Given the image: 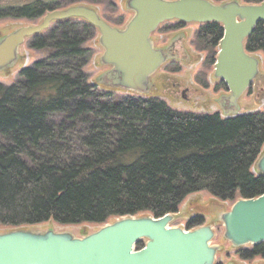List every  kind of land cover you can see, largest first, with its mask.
Listing matches in <instances>:
<instances>
[{
	"label": "trees",
	"instance_id": "trees-1",
	"mask_svg": "<svg viewBox=\"0 0 264 264\" xmlns=\"http://www.w3.org/2000/svg\"><path fill=\"white\" fill-rule=\"evenodd\" d=\"M62 8L21 1L0 8V20L34 21ZM216 29L209 28L210 42L223 33ZM95 32L82 19L57 22L31 39L45 58L13 85L0 84V227L100 226L125 216L178 214L201 191L224 201L264 194V177L253 171L264 147V112L223 118L103 91L85 70L92 51L84 44ZM245 47L264 54L263 24ZM204 223L194 217L188 228ZM239 256L264 258V244Z\"/></svg>",
	"mask_w": 264,
	"mask_h": 264
},
{
	"label": "water",
	"instance_id": "water-1",
	"mask_svg": "<svg viewBox=\"0 0 264 264\" xmlns=\"http://www.w3.org/2000/svg\"><path fill=\"white\" fill-rule=\"evenodd\" d=\"M134 12L123 27L111 25L97 10L75 5L46 13L40 24L23 26L0 38V71L17 64L19 50L29 38L47 31L54 22L82 19L96 28L104 53L102 82L107 86L145 94L151 77L167 58L155 49L151 37L165 22L218 23L223 38L215 65V77L226 83L230 96L224 101L229 113L259 77V59L245 48L257 26H264V3L238 0H128ZM264 177V150L257 161ZM168 214L125 216L76 237L68 231L12 229L0 232V264H217L221 251L214 245L215 227H171ZM224 239L234 248L264 244V194L240 199L221 216ZM144 247L137 249L139 243Z\"/></svg>",
	"mask_w": 264,
	"mask_h": 264
},
{
	"label": "rangeland",
	"instance_id": "rangeland-1",
	"mask_svg": "<svg viewBox=\"0 0 264 264\" xmlns=\"http://www.w3.org/2000/svg\"><path fill=\"white\" fill-rule=\"evenodd\" d=\"M21 1L31 2L33 0H0V8H9L17 6ZM51 3L53 7L68 8L74 5H86L94 8L98 11L100 16L108 21L115 27L123 28L134 16V12L127 7L128 0H103L101 3H93L91 0H44ZM53 1V2H50ZM221 1V0H215ZM244 3V0H238ZM1 10V9H0ZM43 21V17L37 20L31 21L28 19H14L4 18L0 20V38L12 33L13 31L23 27L34 24H40ZM74 23H76L74 21ZM167 24V23H166ZM162 25L158 29V34L155 35V40L158 35L163 32L162 29L166 25ZM191 25V24H190ZM168 27V25H166ZM188 26V25H187ZM198 25L193 29L185 30L189 31L185 37L191 47L197 50V46L200 47L198 40ZM54 28V26H53ZM184 31V32H185ZM157 33V32H156ZM186 33V32H185ZM169 37V35H168ZM163 40H161L162 42ZM182 41V40H181ZM191 42V43H190ZM201 43V42H200ZM32 41L27 42L19 50V60L17 64L8 70L0 71V84L4 86H11L20 79L21 72L24 69L32 67L36 62L42 60L47 55L45 50L32 48ZM177 44H180L177 43ZM203 45V43H201ZM197 45V46H196ZM84 47L92 51L90 61L86 67L89 82L91 84H97V86L106 91H111L112 87L107 86L102 82V76L107 66L102 63V55L104 50L100 45V34L96 30L94 36L88 38L84 44ZM187 50L193 52L194 61H187L180 64H171L160 70V73H169L165 80L168 81L166 88L162 87L161 78L157 75L151 77L150 89L148 91L149 97H156L163 100L175 110L195 112V113H207L212 114L219 112L223 117L246 115L252 113L264 112V54L262 51L255 53L254 55L259 57V77L254 83L249 92L245 93L239 100L237 108L229 113L224 109V100L217 102V98L220 92V87L213 79L214 65L211 63H204L205 55H201L200 50L196 51L192 47ZM213 54L217 53V48L210 51ZM187 53L181 52V57L186 59ZM164 74V73H163ZM179 88H174L173 85H179ZM178 87V86H177ZM188 87L190 91H185V98L182 96V89ZM173 88V89H172ZM113 91V94L118 97H129L128 92L117 89ZM119 90V91H118ZM224 89L221 88V91ZM165 91V92H164ZM146 97V96H145ZM256 172V169H254ZM235 201H224L207 191L197 192L189 196L180 207L179 213L175 216L174 221L171 223V227L188 228L189 221L194 217H203L206 224H211L215 227L216 237L213 241L214 245L220 246L221 251L217 258V264H264V258L256 257L252 260H243L239 256V252L235 250L224 239V228L221 223L222 214L229 210ZM54 228L57 231H68L73 233L76 237H82L87 233L94 232L98 229V225L80 224L75 226H62L53 222L34 226L32 230H47ZM10 228L0 227V232L9 231ZM250 248V247H249Z\"/></svg>",
	"mask_w": 264,
	"mask_h": 264
},
{
	"label": "flooded vegetation",
	"instance_id": "flooded-vegetation-1",
	"mask_svg": "<svg viewBox=\"0 0 264 264\" xmlns=\"http://www.w3.org/2000/svg\"><path fill=\"white\" fill-rule=\"evenodd\" d=\"M56 24L57 23L53 24L52 26H55ZM166 25H168V27ZM166 25L163 27V29H162L163 32H161L158 35L156 40H155V35L158 34V30L156 31L157 33L155 32L154 33L155 35L153 34V37H152V42H153L155 49L162 50L164 52L166 58H167L165 64L163 65V67L160 70H162L164 67H167L168 65H171V64H180V63H185L187 61H189V63H190V62L194 61V57H192L193 52L187 50V48H189L190 45L187 44L188 40L185 38L188 33H189V35H191V33L189 31H185V30H191L190 28L193 29V25L195 27L198 25L199 27L196 31V34L198 33L197 37L199 40L200 47L196 45L197 50L195 48H193L192 47L193 42H192L191 47L196 51L200 50L202 52L201 55H203V54L205 55L204 63H206V64L211 63V65H214L213 79L216 83L219 84L218 87H220L219 89L221 92V93H219L218 98L216 100H217V102H219L222 99V96H224L223 100L225 101L227 99V97L230 95V90L228 89L225 82H223L222 80L215 77V65H216L218 54L220 51V42L223 38L224 31L220 35L219 38L213 39V41H211V42L209 41V32H208L209 28L216 29L217 26L219 28L221 27L223 30L222 25L218 24V23H209V24L183 23V22H180L178 20L168 22ZM213 25H215V26H213ZM205 31H206V35H203V33H205ZM168 35H169V37H168ZM161 40H163V41L161 42ZM179 42H180V44H177ZM200 42L203 43V45ZM214 48H217V53L212 55V53L210 51L213 50ZM182 50H183V52L187 53V55H185L187 57L186 59L181 57ZM207 67H208V64H207ZM160 70L155 75H157V77L159 76L161 78V84H162V87L164 90V88H166L168 86V81L165 79L167 78L166 76H168L169 73L163 72L164 73L163 74V73H160ZM177 86L173 85L174 88H179L180 84ZM221 88L224 90L221 91ZM185 91H190V89L188 87H186V88L182 89V91H181L183 99L187 100V98H185ZM150 98L160 99V98H156V97H150ZM161 100H163V99H161ZM164 101H166V100H164ZM217 114H221V113L218 112Z\"/></svg>",
	"mask_w": 264,
	"mask_h": 264
}]
</instances>
